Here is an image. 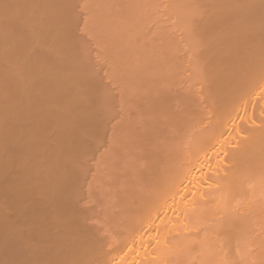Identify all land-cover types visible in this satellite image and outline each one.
<instances>
[{
    "label": "bare ground",
    "instance_id": "1",
    "mask_svg": "<svg viewBox=\"0 0 264 264\" xmlns=\"http://www.w3.org/2000/svg\"><path fill=\"white\" fill-rule=\"evenodd\" d=\"M82 1L0 0V264H264V0L83 2L115 95Z\"/></svg>",
    "mask_w": 264,
    "mask_h": 264
},
{
    "label": "rangeland",
    "instance_id": "2",
    "mask_svg": "<svg viewBox=\"0 0 264 264\" xmlns=\"http://www.w3.org/2000/svg\"><path fill=\"white\" fill-rule=\"evenodd\" d=\"M80 1H81V0H80ZM87 1H88V2H87ZM89 1H91V2H89ZM104 1H105V0H102V3H104ZM143 1H145V0H143ZM148 1H150V0H146V1H145L146 3H145V2L143 3V5H144V9H145V6H149L150 3L153 4V2L156 1V0H154V1L151 0V2H149V3H148ZM83 2H87V3H89L88 8H91V4H90V3H92V4L94 3V5H95V3L97 2V0H95V1H93V0H85V1H82V3H81V2H78V3L80 4V6L78 5V10H79V11H77V12H78V15H79V17H80V19H79V27L82 26V27L79 28V30L81 29L82 31H81V30H80V31L78 30V33H80V35H82V34L84 35V36H81V37H84V38H85L86 44H84V45H86V50H87V46H88V50H89V52H90V53L92 52V55H91L89 52H87V53H89L88 55H91V58H92V59H91V63H94V64H92V66H93L94 68H93V67H92V68L95 69L96 71L100 70V71H98V73H99V75L101 74V76H100V77H101V78H100V79H101V82L103 81V82H104L103 85H105V86H106V84H107L106 87H108V86H109V83H110L109 89H110V88H111V89H114V90H111V91H112V93H114V95H115V94L118 92V90H117V86H116V87H115V86H111L113 83L115 84V82H111V81H112V80H111L112 78L110 79V76H111V73H110L111 69H110V68H111V67H110V68L108 67V64H109V63H106V62H108V60H107L105 54H104V53L101 51V49H100L101 42L98 43V39L100 38V36H101L100 39H102V35L105 34V33L103 32V28H105V25H106V24H105V22L98 21V19H97V21H96L97 15L94 14V11H93V10H92L93 12L91 11V9H94V8L88 9V8H86V7H82ZM98 2H99V1H98ZM87 3H85V4H87ZM98 4H99V3H98ZM83 5H84V4H83ZM87 5H88V4H87ZM92 6H93V5H92ZM97 6H99V5H97ZM102 6H103V5H102ZM80 7H81V8H80ZM93 7H94V6H93ZM100 7H101V6H100ZM84 8H86V9L89 10V11L85 10ZM97 8H98V7H96V9H97ZM97 10H98V9H97ZM99 10H100V9H99ZM88 12H89V13H88ZM90 12H91V14L93 13L92 16H90ZM100 12H101V11H100ZM96 13H98V12H96ZM94 15H95L96 18H94ZM82 16H83V17H82ZM87 16H88V17H87ZM91 17H92V18H91ZM84 18H85V19H84ZM87 18H88L89 20H87ZM148 19H149V18H148ZM148 19H147V20H148ZM147 20H146V22H147ZM88 21H89V22H92V23H97V25L94 24V26H92L93 24H91V27H92L91 30L83 31V30H84L83 27H85V30H87V28H86L87 25L85 26L83 23H85V24H89V23H87ZM149 21L151 22L150 19H149ZM146 22H144V23H146ZM150 22H148V28H149L150 25H151V27L153 26L152 24H150ZM102 23H104V24H102ZM82 24H83L84 26H83ZM98 24H99V25L102 24L101 27H99ZM87 27H88V26H87ZM89 27H90V26H89ZM89 27H88V28H89ZM143 27H144V25H143ZM143 27L141 26V30H142ZM151 27H150V30H151ZM144 28H145V29L142 30V35L144 36L145 33H147V34L149 33L148 36H147V42L150 40L149 38H151V41H152V34H151V31H152L153 29L150 31L149 29H146V27H144ZM154 29H155V28H154ZM92 30H93V31H92ZM89 31H90V32H89ZM98 31H99V33H98ZM84 32H85V33H84ZM87 33H88V34H87ZM152 33H153V32H152ZM90 34H92V35H90ZM80 35H79V36H80ZM85 35H86V36H85ZM88 35H89L90 37H87ZM94 35H95V36H94ZM97 37H98V39L95 40ZM148 37H149V38H148ZM84 38H83L82 42L84 41ZM80 39H82V38H80ZM90 40H91V41H90ZM92 40H93V41H92ZM85 41H84V42H85ZM100 41H102V40H100ZM151 41H149V42L151 43ZM93 42H94V43H93ZM95 43H96V46H95ZM89 45H91L90 48H89ZM93 45H94V46H93ZM92 46H93V47H92ZM95 47H96V48H95ZM94 49H95V50H94ZM97 50H98V51H97ZM95 51L98 52V53H96L97 55L94 54ZM93 52H94V53H93ZM93 54L96 55V57H95ZM92 56H93V57H92ZM97 57H98V58H97ZM100 57H101L102 60L100 59ZM102 57H103V58H102ZM89 58H90V56H89ZM96 58H97V59H96ZM98 59H99V60H98ZM97 60H98V61H97ZM101 61H103V62H101ZM99 62H100V63H99ZM95 63H96V64H95ZM103 65H104V66H103ZM109 66H110V65H109ZM98 67H99L100 69H99ZM109 70H110V71H109ZM101 71H102V72H101ZM104 71H105L106 73H105ZM100 72H101V73H100ZM108 73H110V75H109ZM105 74L107 75V77H106ZM105 78H106V80H105ZM107 78H108V79H107ZM104 80H105V81H104ZM107 80H108V81H107ZM110 80H111V81H110ZM106 81H107V82H106ZM103 82H102V83H103ZM105 83H106V84H105ZM114 84H113V85H114ZM114 87H115V88H114ZM115 90H116V91H115ZM117 94H118V93H117ZM100 170H102V171L105 172V168H104V167H100ZM102 171H101V172H102ZM99 172H100V171H99ZM104 172H102V173L104 174ZM92 173H94V171L91 172V174H92ZM94 174H95V173H94ZM99 174H100V173H99ZM105 174H106V172H105ZM105 174H104V175H105ZM92 175H93V174H92ZM90 178L93 179L91 176H90ZM90 178H89V179H90ZM91 179L89 180L90 182H92ZM93 180H94V179H93ZM118 180H119V181H122V182L124 181V179H122V180H121V179H118ZM97 181H99V180H97ZM113 181H114V180H113ZM127 181H128V180H127ZM127 181H125L124 183H126ZM104 182H106V180H104ZM128 182H129V181H128ZM128 182H127V183H128ZM100 183H102V179H100V182H97V183H96V184H97V185H96V186H97L96 188H101V187H102V184L99 185ZM104 184H105V183H104ZM129 184H130V183H129ZM98 185H99V186H98ZM105 185L107 186V183H106ZM108 185H109V184H108ZM106 186H103V187H102L103 190H102V188H101V189L99 190V192H98V189H96V191L98 192V195H100V196H103V195H104V196H105L106 194L108 195V194L111 193L112 196L114 197V194L116 195L117 193L115 192V190H112V189L110 188V185L108 186L109 188L107 187V190H109L110 192H109V193H108V192H104V189H105ZM101 190H102V191H101ZM105 190H106V189H105ZM107 190H106V191H107ZM100 192H101V193L104 192L103 195H101ZM105 193H106V194H105ZM111 194H110V196H111ZM104 196H103V197H104ZM103 197H102V199H106L105 197H104V198H103ZM113 197H110V202H111L112 200H114ZM115 197H116V196H115ZM96 198H97V197H96ZM99 198L101 199V197L98 196V200H99ZM111 198H112V199H111ZM117 199H118V198H116V199L114 200L115 203H116V200H117ZM98 200H97V201H98ZM106 200H107V199H106ZM119 200H120V197H119L118 201H119ZM93 201H94V200H93ZM95 201H96V200H95ZM95 201H94V203L92 202V204H95ZM97 201H96V202H97ZM107 202H109V199H108ZM113 203H114V202H112V204H113ZM95 205H96V204H95ZM114 212H116V213H113V214H115V215H113V214L111 213L110 217L114 218V216H115V218H117L116 221H118V218H119L120 214L117 213V212H119V210H116V209H115ZM116 214L119 215V216L117 217ZM96 220H97V218L94 219V222H93V223H95ZM114 220H115V219H114ZM100 221H101V218H100L99 221L97 220L96 222H98V225H99V226H103L104 224L102 225V223H101L102 221H101V222H100ZM95 224H96V223H95ZM105 224H107V223H105ZM96 225H97V224H96Z\"/></svg>",
    "mask_w": 264,
    "mask_h": 264
}]
</instances>
